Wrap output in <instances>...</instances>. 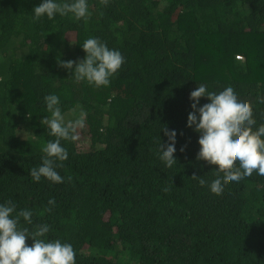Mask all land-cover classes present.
Returning a JSON list of instances; mask_svg holds the SVG:
<instances>
[{
    "label": "trees",
    "instance_id": "obj_1",
    "mask_svg": "<svg viewBox=\"0 0 264 264\" xmlns=\"http://www.w3.org/2000/svg\"><path fill=\"white\" fill-rule=\"evenodd\" d=\"M41 2L0 0V203L31 209L25 226L49 224L46 238L71 243L75 264H264V176L213 190L219 162L197 159L187 126L199 83L234 84L264 124V0H88L84 18L34 19ZM89 37L125 57L109 86L61 66L85 57ZM52 93L66 121L86 113L80 139L61 141L63 183L30 176L55 139L41 123ZM164 128L177 131L170 168Z\"/></svg>",
    "mask_w": 264,
    "mask_h": 264
},
{
    "label": "clouds",
    "instance_id": "obj_2",
    "mask_svg": "<svg viewBox=\"0 0 264 264\" xmlns=\"http://www.w3.org/2000/svg\"><path fill=\"white\" fill-rule=\"evenodd\" d=\"M34 19L56 14H72L81 19L89 14L88 0H42L33 8ZM86 55L76 61H60L61 66L69 70L76 82L86 81L97 87L109 86L111 78L121 69L125 57L115 48H110L98 37L87 38L82 45ZM202 97L208 103L201 105ZM48 115L41 121L47 125L49 140L42 147L45 154L42 163L30 169L35 182L46 178L55 183H63L64 177L57 171L58 162L69 158V151L61 141L76 142L80 139V129L86 124V113L81 112L74 119L65 120L60 97L47 94L43 98ZM192 111L188 114L187 126L199 134L200 145L198 160L210 159L219 162L222 174L211 179V188L222 191L228 181L239 182L255 171L264 176V124H259L253 115V107L241 96L234 84L228 83L218 91L209 90L204 83L190 93ZM169 143L159 145V158L167 167L176 164L175 157L177 131L163 129ZM181 151H184L182 148ZM200 183L207 182V176H195ZM48 204L54 206V198ZM51 211V207L48 208ZM33 211L25 208L17 211L11 201L0 203V264H75L76 252L71 243L60 239L49 240L46 234L51 226L47 223L35 225L30 229ZM23 221V223H22ZM31 239L33 243L27 244Z\"/></svg>",
    "mask_w": 264,
    "mask_h": 264
},
{
    "label": "rangeland",
    "instance_id": "obj_3",
    "mask_svg": "<svg viewBox=\"0 0 264 264\" xmlns=\"http://www.w3.org/2000/svg\"><path fill=\"white\" fill-rule=\"evenodd\" d=\"M81 111H77L76 113H73V119L78 117L80 115ZM79 147H81V150L85 149L86 147H88V144H83V143H79L78 144Z\"/></svg>",
    "mask_w": 264,
    "mask_h": 264
}]
</instances>
